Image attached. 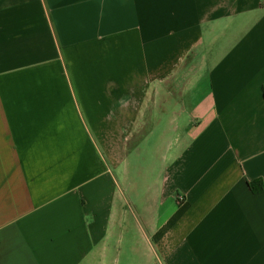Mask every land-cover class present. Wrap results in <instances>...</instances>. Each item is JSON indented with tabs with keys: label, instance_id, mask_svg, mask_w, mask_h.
I'll return each instance as SVG.
<instances>
[{
	"label": "crops",
	"instance_id": "obj_1",
	"mask_svg": "<svg viewBox=\"0 0 264 264\" xmlns=\"http://www.w3.org/2000/svg\"><path fill=\"white\" fill-rule=\"evenodd\" d=\"M0 264H264V0H0Z\"/></svg>",
	"mask_w": 264,
	"mask_h": 264
},
{
	"label": "trees",
	"instance_id": "obj_2",
	"mask_svg": "<svg viewBox=\"0 0 264 264\" xmlns=\"http://www.w3.org/2000/svg\"><path fill=\"white\" fill-rule=\"evenodd\" d=\"M248 186L252 193L258 194L261 193L263 190L262 181H255L248 183Z\"/></svg>",
	"mask_w": 264,
	"mask_h": 264
},
{
	"label": "rangeland",
	"instance_id": "obj_3",
	"mask_svg": "<svg viewBox=\"0 0 264 264\" xmlns=\"http://www.w3.org/2000/svg\"><path fill=\"white\" fill-rule=\"evenodd\" d=\"M158 134V133H157ZM159 135V134H158Z\"/></svg>",
	"mask_w": 264,
	"mask_h": 264
}]
</instances>
